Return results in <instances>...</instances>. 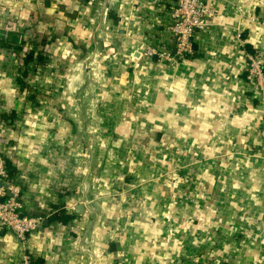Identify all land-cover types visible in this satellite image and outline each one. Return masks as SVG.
<instances>
[{"label": "crops", "instance_id": "obj_1", "mask_svg": "<svg viewBox=\"0 0 264 264\" xmlns=\"http://www.w3.org/2000/svg\"><path fill=\"white\" fill-rule=\"evenodd\" d=\"M209 1L192 52L165 61L143 51L174 53L176 0H0V159L43 217L24 239L0 226V264H264V96L246 70L255 52L264 71V0ZM22 39L51 54L25 89L3 55ZM93 52L98 79L78 69Z\"/></svg>", "mask_w": 264, "mask_h": 264}, {"label": "built area", "instance_id": "obj_2", "mask_svg": "<svg viewBox=\"0 0 264 264\" xmlns=\"http://www.w3.org/2000/svg\"><path fill=\"white\" fill-rule=\"evenodd\" d=\"M103 13L106 14V8H103ZM213 14L214 4L209 0H176L172 12V22L168 28L173 40L174 53L169 49L148 44L145 45L143 55L145 57L156 56L165 61H171L174 57H184L190 54L192 52V37L209 27L208 19ZM19 46L20 51L15 49L4 51L5 58L25 56L28 49L24 39L20 41ZM97 60L98 54L93 52L79 63L78 69L85 71L89 78L98 79L100 71L95 69ZM246 60V70L253 79L259 94L264 96V71L261 59L257 53L249 52L246 54ZM34 68L35 66H32L29 71L33 72ZM20 193V186L10 177L5 160L0 159V226L11 230L20 239H24L27 234L42 224L43 217L22 214ZM19 264L37 263L29 251L23 250L19 256Z\"/></svg>", "mask_w": 264, "mask_h": 264}, {"label": "trees", "instance_id": "obj_3", "mask_svg": "<svg viewBox=\"0 0 264 264\" xmlns=\"http://www.w3.org/2000/svg\"><path fill=\"white\" fill-rule=\"evenodd\" d=\"M15 48L20 51V46H15ZM51 57V54L39 50L35 51L33 49H29L25 56L22 57H16L15 60H17L16 64L18 67V82L21 86L22 89L26 88V82H25V76L28 72V69L30 66H35L33 69V72L37 73H42L45 69L48 68V58ZM34 61V63H33ZM5 163L7 165L9 174H10V166L8 161L5 159ZM52 212L49 214V221H55L59 222L61 224H66L68 223L71 218L73 217L72 214L68 213L66 209H64V204L59 203V204H52ZM195 264H200V263H195Z\"/></svg>", "mask_w": 264, "mask_h": 264}, {"label": "water", "instance_id": "obj_4", "mask_svg": "<svg viewBox=\"0 0 264 264\" xmlns=\"http://www.w3.org/2000/svg\"><path fill=\"white\" fill-rule=\"evenodd\" d=\"M0 32H1V34L3 33V31H0ZM81 209H82V205H81V204H77V205H75V210H76L77 212H80ZM44 222H47V220L45 219Z\"/></svg>", "mask_w": 264, "mask_h": 264}, {"label": "rangeland", "instance_id": "obj_5", "mask_svg": "<svg viewBox=\"0 0 264 264\" xmlns=\"http://www.w3.org/2000/svg\"><path fill=\"white\" fill-rule=\"evenodd\" d=\"M3 11H4V10H0L1 13H2ZM4 13H6V12H4ZM31 68H32V66L29 67V69H31ZM29 69H28V70H29Z\"/></svg>", "mask_w": 264, "mask_h": 264}]
</instances>
